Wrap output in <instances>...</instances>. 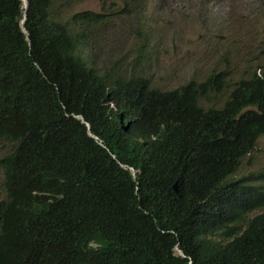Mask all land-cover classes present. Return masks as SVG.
<instances>
[{
  "label": "trees",
  "instance_id": "1",
  "mask_svg": "<svg viewBox=\"0 0 264 264\" xmlns=\"http://www.w3.org/2000/svg\"><path fill=\"white\" fill-rule=\"evenodd\" d=\"M25 1L0 0V264H264V215L243 221L264 173L234 178L264 134V67L204 110L227 74L167 92L103 76L80 53L103 13L74 31Z\"/></svg>",
  "mask_w": 264,
  "mask_h": 264
},
{
  "label": "rangeland",
  "instance_id": "2",
  "mask_svg": "<svg viewBox=\"0 0 264 264\" xmlns=\"http://www.w3.org/2000/svg\"><path fill=\"white\" fill-rule=\"evenodd\" d=\"M51 14L91 11L107 20L81 28L80 53L103 75L144 77L173 90L227 72L222 95L201 100L221 107L233 85L264 61V0H50ZM0 141V158L12 150ZM264 173V135L243 158L235 178ZM0 169V201L5 193Z\"/></svg>",
  "mask_w": 264,
  "mask_h": 264
},
{
  "label": "clouds",
  "instance_id": "3",
  "mask_svg": "<svg viewBox=\"0 0 264 264\" xmlns=\"http://www.w3.org/2000/svg\"><path fill=\"white\" fill-rule=\"evenodd\" d=\"M25 4H27V2L25 1V0H22V9L25 11L26 9H27V7L26 8H24V6H25ZM91 12V11H90ZM95 13H97V12H95ZM76 14V13H75ZM74 15V14H73ZM72 15V16H73ZM23 19H24V21H25V16L23 17ZM22 19V20H23ZM21 20V21H22ZM71 20V19H70ZM64 22V21H63ZM71 23H72V21H71ZM21 24V23H20ZM73 24V23H72ZM73 26H74V24H73ZM75 27V26H74ZM21 28H22V24H21ZM23 28H24V23H23ZM72 29V28H71ZM25 30V29H24ZM23 29H22V31L23 32H26V31H24ZM74 31H76L77 30V28L75 27V29H73ZM82 31V30H81ZM81 42V41H80ZM82 55V54H81ZM83 56V55H82ZM84 57V56H83ZM261 67H264V61H263V64H261V65H257L253 70H252V72L255 70L256 71V74L257 75H260V72H261ZM99 74H101L96 68H94ZM251 72V73H252ZM220 73H225V74H227V72H223V71H220V72H216V73H212V74H210V76L208 77L209 79L210 78H213V77H215L217 74H220ZM250 73V74H251ZM103 75V74H102ZM228 75V74H227ZM103 76H106V77H119V76H111V75H103ZM228 77V76H227ZM247 77V76H246ZM246 77H244V78H246ZM119 78H122V79H131V78H142V79H146L148 82H149V85H150V87L151 88H153V89H157V90H160V91H163V92H167V91H173V90H176V89H179V87L178 88H175V89H173V90H161V89H158V88H155V87H152L151 86V83H150V81L147 79V78H144V77H130V78H124V77H119ZM242 79V78H241ZM227 80V79H226ZM190 81H192V80H190ZM189 81V82H190ZM193 81H195V80H193ZM205 81V80H204ZM196 82H199V81H196ZM201 82H203V81H201ZM238 82V81H237ZM188 83V82H187ZM186 83V84H187ZM185 85V84H184ZM225 85H226V82H225ZM235 85V84H234ZM233 85V86H234ZM183 86V85H182ZM181 87V86H180ZM233 88V87H232ZM231 88V89H232ZM224 89H225V86H224ZM231 89H230V91H231ZM229 91V92H230ZM224 92V91H223ZM223 92L222 93H220V94H218L217 96H220V95H222L223 94ZM228 92V93H229ZM228 95V94H227ZM217 96H213L212 94H209L207 97H204V98H202V99H200L199 101H198V105L201 107V108H203L204 110H206V109H209V108H216V109H221L223 106H224V104H225V102L226 101H224L223 102V104H222V106L221 107H218V106H207V107H204V106H202L201 105V103H200V101L201 100H205V99H208V98H215V97H217ZM226 99H227V96H226ZM225 99V100H226ZM79 119H81V117H78ZM82 121V120H81ZM89 127V126H88ZM264 135V134H263ZM263 135H261V136H263ZM260 136V137H261ZM259 137V138H260ZM258 138V139H259ZM258 139L256 140V143H257V141H258ZM10 144V143H9ZM11 145V144H10ZM256 145V144H255ZM13 149V148H12ZM2 158V157H1ZM243 160V159H242ZM241 163H242V161H241ZM0 169H1V167H0ZM2 170V169H1ZM131 170V172H132V174L133 175H135V172L132 170V169H130ZM2 172H3V170H2ZM245 176H247V175H245ZM243 177V176H242ZM3 178H4V175H3ZM234 178H235V175H234ZM239 178H241V177H239ZM262 185H264L263 183H261ZM174 185H176V187H177V182H175L174 183ZM174 185H173V187H174ZM2 186H3V181H2ZM4 189V188H3ZM173 190H174V188H173ZM175 191V190H174ZM176 193L178 192V187H177V190L175 191ZM264 215V193L263 194H261L260 195V197H259V200H258V203H256L255 204V207L251 210V211H249L248 213H246V216H245V220H243V221H246V222H248L249 220H251V219H253V218H255V217H258V216H263ZM244 228V226H242V229ZM229 232H232L233 233V235L232 236H229V238H230V240H233L234 239V237H236L237 236V233L234 231V228H233V226L232 225H229L228 226V229H227ZM176 251H177V253L179 254V255H181V256H183L184 257V255H183V253L181 252V250H179V249H176Z\"/></svg>",
  "mask_w": 264,
  "mask_h": 264
},
{
  "label": "water",
  "instance_id": "4",
  "mask_svg": "<svg viewBox=\"0 0 264 264\" xmlns=\"http://www.w3.org/2000/svg\"><path fill=\"white\" fill-rule=\"evenodd\" d=\"M27 7V4H25V6H24V8H26ZM23 23H24V19L21 21V24H22V29L24 30V28H23ZM25 31V30H24ZM174 190L176 191L177 190V187H176V185H174Z\"/></svg>",
  "mask_w": 264,
  "mask_h": 264
},
{
  "label": "bare ground",
  "instance_id": "5",
  "mask_svg": "<svg viewBox=\"0 0 264 264\" xmlns=\"http://www.w3.org/2000/svg\"><path fill=\"white\" fill-rule=\"evenodd\" d=\"M20 23H21V21H20Z\"/></svg>",
  "mask_w": 264,
  "mask_h": 264
}]
</instances>
